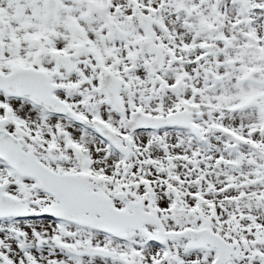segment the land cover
I'll use <instances>...</instances> for the list:
<instances>
[{"label": "snow or ice", "instance_id": "6c2138e0", "mask_svg": "<svg viewBox=\"0 0 264 264\" xmlns=\"http://www.w3.org/2000/svg\"><path fill=\"white\" fill-rule=\"evenodd\" d=\"M0 264H264V0H0Z\"/></svg>", "mask_w": 264, "mask_h": 264}]
</instances>
